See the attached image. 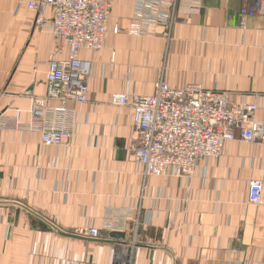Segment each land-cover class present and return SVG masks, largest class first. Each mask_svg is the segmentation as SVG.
I'll return each mask as SVG.
<instances>
[{"label":"crops","instance_id":"1","mask_svg":"<svg viewBox=\"0 0 264 264\" xmlns=\"http://www.w3.org/2000/svg\"><path fill=\"white\" fill-rule=\"evenodd\" d=\"M243 4L202 0L191 16L181 7L165 36L136 24L135 0H112L105 46L80 51L93 63L88 101L58 116L68 145L0 128V264H264V204L248 195L251 180L264 182V143L227 142L190 175L148 176L132 109L110 104L115 92L151 94L160 80L199 83L257 104L264 120V14L243 16ZM58 44L19 0H0V116L21 108L30 121ZM85 227L103 238L77 236Z\"/></svg>","mask_w":264,"mask_h":264},{"label":"built area","instance_id":"2","mask_svg":"<svg viewBox=\"0 0 264 264\" xmlns=\"http://www.w3.org/2000/svg\"><path fill=\"white\" fill-rule=\"evenodd\" d=\"M201 1L135 0L134 20L143 28L162 27L168 36L178 10L184 7L191 16L199 12ZM19 4L35 15V26L55 36L59 44L47 61L46 93L31 96L30 121L23 123L24 110L12 108L13 116H0V128L14 125L38 132L46 146H66L72 133L58 122V116L67 112L69 103L88 101L93 63L80 51H99L105 46L112 0H19ZM241 13L264 14V0H244ZM49 100L60 105L49 108ZM110 104L132 109L140 140L135 155L148 176L190 175L200 160L219 158L227 142L264 143V120L255 115L257 104L232 102L228 91L207 89L199 83L173 87L160 80L151 94L115 92ZM51 114L57 120L49 125ZM248 195L251 203L263 205V180H251ZM115 224L108 222L105 228L113 230ZM77 235L91 240L103 238L97 227Z\"/></svg>","mask_w":264,"mask_h":264},{"label":"water","instance_id":"3","mask_svg":"<svg viewBox=\"0 0 264 264\" xmlns=\"http://www.w3.org/2000/svg\"><path fill=\"white\" fill-rule=\"evenodd\" d=\"M112 235H114V236H124V234L121 233V232H113Z\"/></svg>","mask_w":264,"mask_h":264},{"label":"rangeland","instance_id":"4","mask_svg":"<svg viewBox=\"0 0 264 264\" xmlns=\"http://www.w3.org/2000/svg\"><path fill=\"white\" fill-rule=\"evenodd\" d=\"M87 228H90V227H85V228H83V229L78 230V231L76 232V235H77L78 233H80L81 231L87 229ZM77 236H78V235H77ZM81 238H82V237H81ZM84 239H85V238H84ZM88 240H91V239H88ZM91 241H92V240H91Z\"/></svg>","mask_w":264,"mask_h":264}]
</instances>
